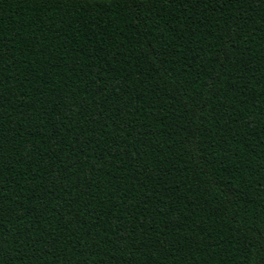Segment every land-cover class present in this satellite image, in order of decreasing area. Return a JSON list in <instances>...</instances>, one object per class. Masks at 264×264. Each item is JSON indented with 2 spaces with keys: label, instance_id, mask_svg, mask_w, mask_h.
<instances>
[{
  "label": "trees",
  "instance_id": "16d2710c",
  "mask_svg": "<svg viewBox=\"0 0 264 264\" xmlns=\"http://www.w3.org/2000/svg\"><path fill=\"white\" fill-rule=\"evenodd\" d=\"M0 264H264V0H0Z\"/></svg>",
  "mask_w": 264,
  "mask_h": 264
}]
</instances>
